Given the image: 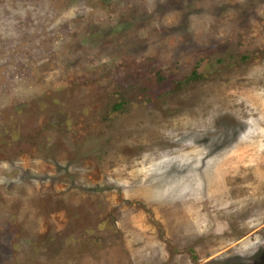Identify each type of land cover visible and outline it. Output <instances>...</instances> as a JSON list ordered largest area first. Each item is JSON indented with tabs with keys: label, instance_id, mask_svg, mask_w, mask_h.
I'll list each match as a JSON object with an SVG mask.
<instances>
[{
	"label": "rangeland",
	"instance_id": "374dc122",
	"mask_svg": "<svg viewBox=\"0 0 264 264\" xmlns=\"http://www.w3.org/2000/svg\"><path fill=\"white\" fill-rule=\"evenodd\" d=\"M263 250L264 0H0V264Z\"/></svg>",
	"mask_w": 264,
	"mask_h": 264
},
{
	"label": "trees",
	"instance_id": "16d2710c",
	"mask_svg": "<svg viewBox=\"0 0 264 264\" xmlns=\"http://www.w3.org/2000/svg\"><path fill=\"white\" fill-rule=\"evenodd\" d=\"M148 59V60H147ZM146 61L147 62H143L141 64L139 63H135V61L132 59V61L127 62L125 65H121L120 67L117 68V72L114 75V77H117L120 74H128L131 83L130 85L132 86H143L146 87V89L148 90H152L155 91V87L153 84L149 83L150 81H146L149 77H151L153 74H157V79L159 80L160 83L163 84V82H165V76H163V71L162 69H160V66L157 65V63L155 62V64L153 63V61L150 58H147ZM150 61V62H149ZM177 82V81H176ZM165 88V87H164ZM168 90H170L169 88L163 89L161 91L158 92V94H164L166 93ZM150 97V96H148ZM123 104L121 103H117L114 106V109H120L122 108ZM121 110V109H120ZM261 257L259 258V264H264V250L261 252Z\"/></svg>",
	"mask_w": 264,
	"mask_h": 264
}]
</instances>
